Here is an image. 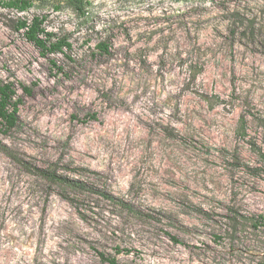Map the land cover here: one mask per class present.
Segmentation results:
<instances>
[{
	"label": "rangeland",
	"instance_id": "1",
	"mask_svg": "<svg viewBox=\"0 0 264 264\" xmlns=\"http://www.w3.org/2000/svg\"><path fill=\"white\" fill-rule=\"evenodd\" d=\"M32 1L0 6V264H264V0Z\"/></svg>",
	"mask_w": 264,
	"mask_h": 264
},
{
	"label": "trees",
	"instance_id": "2",
	"mask_svg": "<svg viewBox=\"0 0 264 264\" xmlns=\"http://www.w3.org/2000/svg\"><path fill=\"white\" fill-rule=\"evenodd\" d=\"M67 3L76 11L84 13L85 7L88 4V0H67ZM0 6L9 9H15L19 12L28 10L33 6L32 0H0ZM17 30H24L26 38L32 42L43 54L46 52L57 53L64 52L63 47H71V44L66 40H58L57 42H51L50 37L51 33L43 26L44 19L39 16H34L30 21L27 19H19L17 21ZM104 52H109L108 45L104 42L99 44ZM56 65V62H53ZM193 77H196V72L193 73ZM23 90L26 92H31V89L23 85ZM17 91L13 82L0 80V129L8 132L13 129L19 120V104L20 98H15ZM246 116L242 115L240 119L239 133L246 134ZM0 148L5 152L10 154L9 147L5 145L0 140ZM38 172L45 178L58 181L65 185H71L73 187H83L87 188L86 183H81L78 179H72L61 173H58L57 170H50L44 168H38ZM106 198L113 202H119L125 204L124 202L117 200L115 195L104 193ZM175 241H179L176 237H171ZM102 257L110 262V264H119L118 260L115 257H105L102 254Z\"/></svg>",
	"mask_w": 264,
	"mask_h": 264
}]
</instances>
